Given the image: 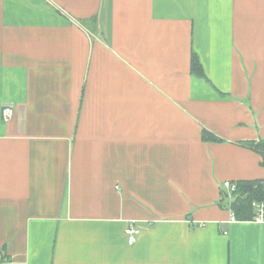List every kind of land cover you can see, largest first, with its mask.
I'll list each match as a JSON object with an SVG mask.
<instances>
[{
	"label": "crops",
	"instance_id": "obj_1",
	"mask_svg": "<svg viewBox=\"0 0 264 264\" xmlns=\"http://www.w3.org/2000/svg\"><path fill=\"white\" fill-rule=\"evenodd\" d=\"M262 140L264 0H0V264H264Z\"/></svg>",
	"mask_w": 264,
	"mask_h": 264
},
{
	"label": "trees",
	"instance_id": "obj_2",
	"mask_svg": "<svg viewBox=\"0 0 264 264\" xmlns=\"http://www.w3.org/2000/svg\"><path fill=\"white\" fill-rule=\"evenodd\" d=\"M190 69L193 74L204 77V72L195 53H192L191 55ZM202 137L203 139H208L210 141L219 140L215 135L205 129H203L202 131ZM243 144L258 150L264 149V140L259 142H243ZM234 183L236 188L233 193L227 195L226 190L224 188L222 189L221 198L218 202L219 206L232 211L237 220H251L254 215V210L251 202L254 199L264 200V178L253 180H238L234 181ZM3 259L4 257L0 259V263Z\"/></svg>",
	"mask_w": 264,
	"mask_h": 264
},
{
	"label": "built area",
	"instance_id": "obj_3",
	"mask_svg": "<svg viewBox=\"0 0 264 264\" xmlns=\"http://www.w3.org/2000/svg\"><path fill=\"white\" fill-rule=\"evenodd\" d=\"M12 114H13V110L10 106L5 105L2 107L1 116L3 120L5 121L9 120L12 117ZM262 152L264 153V149H262ZM223 188L226 190V193L228 195L235 191L236 186L233 181L227 180L223 182ZM251 205L254 210V215L251 220L255 222L263 223L264 222V200L254 199L251 202ZM234 221H237V218L235 217L234 213L230 211L229 222H234ZM140 233H141L140 228L134 222H130L129 224H127V226L124 229V234L126 236V239L129 245H132L136 242ZM1 258H2V252L0 250V259Z\"/></svg>",
	"mask_w": 264,
	"mask_h": 264
}]
</instances>
